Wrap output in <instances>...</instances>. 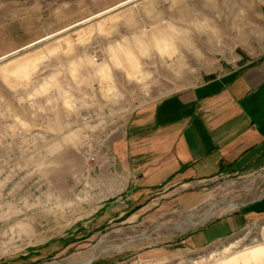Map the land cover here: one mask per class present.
Returning <instances> with one entry per match:
<instances>
[{"label": "rangeland", "instance_id": "obj_1", "mask_svg": "<svg viewBox=\"0 0 264 264\" xmlns=\"http://www.w3.org/2000/svg\"><path fill=\"white\" fill-rule=\"evenodd\" d=\"M263 55L264 0H0V264L264 256V211L250 214L264 207V169L196 182L189 201L158 190L103 228L88 222L114 194L93 195L89 156L136 108ZM234 221L246 225L228 236Z\"/></svg>", "mask_w": 264, "mask_h": 264}, {"label": "crops", "instance_id": "obj_2", "mask_svg": "<svg viewBox=\"0 0 264 264\" xmlns=\"http://www.w3.org/2000/svg\"><path fill=\"white\" fill-rule=\"evenodd\" d=\"M97 156L108 163L90 169L88 178L97 187H91L93 195L114 192L111 199H101L88 220L98 229L158 190L177 188L179 201H189L201 194L192 186L196 182L235 170H263L264 55L136 108ZM245 221H234L228 236ZM217 235L199 247L223 237ZM236 253L239 261L229 264H264L263 255L251 257L246 250L226 260Z\"/></svg>", "mask_w": 264, "mask_h": 264}, {"label": "built area", "instance_id": "obj_3", "mask_svg": "<svg viewBox=\"0 0 264 264\" xmlns=\"http://www.w3.org/2000/svg\"><path fill=\"white\" fill-rule=\"evenodd\" d=\"M89 160H90L93 164L98 165V166H102L103 164L108 163V162H103V161L98 160V156H97V154L90 155V156H89Z\"/></svg>", "mask_w": 264, "mask_h": 264}, {"label": "trees", "instance_id": "obj_4", "mask_svg": "<svg viewBox=\"0 0 264 264\" xmlns=\"http://www.w3.org/2000/svg\"><path fill=\"white\" fill-rule=\"evenodd\" d=\"M256 210H257V211H262V212L264 211V209H258V208H257Z\"/></svg>", "mask_w": 264, "mask_h": 264}]
</instances>
